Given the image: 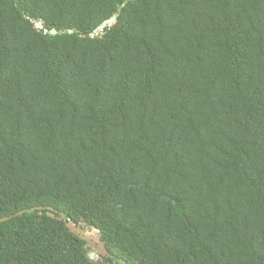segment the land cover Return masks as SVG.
Returning <instances> with one entry per match:
<instances>
[{"label": "trees", "instance_id": "1", "mask_svg": "<svg viewBox=\"0 0 264 264\" xmlns=\"http://www.w3.org/2000/svg\"><path fill=\"white\" fill-rule=\"evenodd\" d=\"M60 214L102 264H264V0H0V264H97Z\"/></svg>", "mask_w": 264, "mask_h": 264}, {"label": "water", "instance_id": "2", "mask_svg": "<svg viewBox=\"0 0 264 264\" xmlns=\"http://www.w3.org/2000/svg\"><path fill=\"white\" fill-rule=\"evenodd\" d=\"M114 23L115 22H113L112 24ZM51 210L54 211V209H51ZM60 217L61 219L64 220V222L66 223L70 231L76 236H78L80 239L84 240L90 248H93V250L95 251L97 255L101 257L108 255V252L106 248L103 246L98 235H92L93 233H95V231L85 230L81 228L80 226L75 225L74 223L66 220L65 216L62 214H60ZM6 220L8 219L1 220L0 222L6 221Z\"/></svg>", "mask_w": 264, "mask_h": 264}, {"label": "rangeland", "instance_id": "3", "mask_svg": "<svg viewBox=\"0 0 264 264\" xmlns=\"http://www.w3.org/2000/svg\"><path fill=\"white\" fill-rule=\"evenodd\" d=\"M92 231H94V230H92ZM95 234H97V233L95 232ZM89 257H90V259H91L93 262H95V263H97V264H102V263H104L103 259L95 253V251L93 250V248H91V250H90V252H89Z\"/></svg>", "mask_w": 264, "mask_h": 264}, {"label": "clouds", "instance_id": "4", "mask_svg": "<svg viewBox=\"0 0 264 264\" xmlns=\"http://www.w3.org/2000/svg\"><path fill=\"white\" fill-rule=\"evenodd\" d=\"M36 28L38 29V30H42V26L41 25H37L36 26ZM96 235H98V233L96 234ZM99 237V236H98ZM88 246V245H87ZM89 247V246H88ZM99 256V255H98ZM101 257V256H100Z\"/></svg>", "mask_w": 264, "mask_h": 264}]
</instances>
